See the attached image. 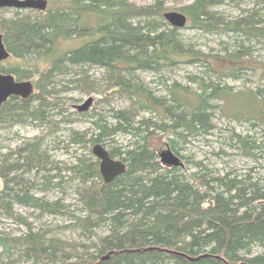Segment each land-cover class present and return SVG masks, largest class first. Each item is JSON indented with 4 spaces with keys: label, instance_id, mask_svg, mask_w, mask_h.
Instances as JSON below:
<instances>
[{
    "label": "trees",
    "instance_id": "trees-1",
    "mask_svg": "<svg viewBox=\"0 0 264 264\" xmlns=\"http://www.w3.org/2000/svg\"><path fill=\"white\" fill-rule=\"evenodd\" d=\"M234 1L194 0L180 11L193 28L228 29L248 41L264 40V27L259 26L264 23V7L228 21L217 7ZM164 3L48 0L44 11L0 8V32L9 57L20 60L8 66L1 62L0 71L18 80L38 75L37 92L27 99L11 96L3 104L0 127L28 122L48 129L5 151L0 145V215L24 222L14 212L15 205L29 207L32 214L65 215L71 204L64 197L72 191L77 210L83 212L72 214L74 226L90 243L83 244L82 251L74 247L76 243L47 238L29 225L27 233L11 242L0 237L1 255H18L27 264H71L73 257L74 264H264V175L252 173V168L222 172L181 153L192 138L211 134L216 109L240 121L253 116L256 103L264 123V82L256 91L230 96V87L206 80L205 73L188 77L196 87L171 81L168 69L193 61L210 65L211 55L186 42L180 28L165 18ZM6 10L12 15L5 16ZM61 40L78 42L57 51ZM236 40L242 43L243 38ZM243 54L232 51L223 57L238 61ZM43 59H50L45 72L22 67ZM92 66L104 69L107 87L130 103L99 112L77 110L76 117L91 120V126L80 131L66 125L75 121L55 96L56 84L62 79L67 84L61 90L72 83L89 89L87 69ZM227 68L219 71L220 76L238 77L243 67ZM145 72L159 75L157 90L145 81ZM244 94L249 100L242 104ZM229 102L232 107L226 112ZM62 128L69 131L67 150L79 146L87 151H76L70 163L53 155L56 139L60 140L54 133ZM157 134L166 135V140L155 143ZM121 135L128 143L118 141ZM96 143L126 164L125 172L111 182L104 181L92 153ZM227 143L256 159L264 152V134L259 140L232 129ZM168 148L184 166L160 160L159 152ZM222 153L227 154L222 149L216 154ZM42 192L61 195L49 199ZM99 228L106 232L98 234ZM108 253L109 258L101 260Z\"/></svg>",
    "mask_w": 264,
    "mask_h": 264
},
{
    "label": "rangeland",
    "instance_id": "rangeland-1",
    "mask_svg": "<svg viewBox=\"0 0 264 264\" xmlns=\"http://www.w3.org/2000/svg\"><path fill=\"white\" fill-rule=\"evenodd\" d=\"M194 0H165L166 12L170 11H180V8L192 3ZM135 5L147 6L156 3V0H130ZM49 5L52 3L49 1ZM264 7L263 0H237L234 2H226L217 7L220 15L227 19L228 21L241 19L243 16L249 15L253 9H258ZM9 9V8H8ZM25 11V10H24ZM181 12V11H180ZM12 10H6L5 16H11ZM264 27V23L259 26ZM180 33L186 42L191 45L194 49L201 50L207 54L211 55L210 65L196 63V62H186L178 64L174 69H168L166 72L171 76V81L177 80L179 83L193 85L196 87L195 83H191L188 78L190 75H200L203 76L205 73L206 80L218 83L220 85H227L231 89L232 95L236 96L241 91H256L257 88L264 82V40L252 39L248 41L244 37L239 35V32H234L228 29L214 30V31H204L202 29L193 28L190 26L189 21L187 26L180 28ZM240 37L242 43H238L236 37ZM76 40H61L58 42L57 51H63L68 47L71 48L77 44ZM238 46H241L240 48ZM247 48V49H246ZM244 53L242 59L238 61H232L223 56L228 52ZM244 51V52H242ZM225 59V60H224ZM20 60L12 57H8L3 61V65H17ZM50 59L35 60L31 64L34 66H27L23 63V68L33 67L38 69V72H45L49 67ZM237 65L242 66L241 70L238 72V77L235 76H220L219 71H228L227 67H235ZM88 74L90 76L89 89L85 88L84 85L74 86L76 84H69L68 89L61 90L62 86L66 85L62 79L58 80L56 84V97L59 103L62 104L69 114H73V119L75 122L66 124L68 127L76 128L80 131L87 129L91 126V120L89 117H76V105L84 102L88 97H93L94 101L89 110L93 112L96 109L98 112L109 106H125L130 103L129 99L121 98L115 94V92L109 89L107 79H105V71L102 68L92 66L88 67ZM71 75H67L70 77ZM150 86L157 90L159 87L158 79L159 75L156 73L145 72L142 75ZM16 77V76H15ZM17 79V78H16ZM38 75L33 73L31 80L35 84V91L37 92V82ZM69 79V78H66ZM21 80V79H20ZM68 81V80H66ZM106 97V99H105ZM105 99V100H104ZM248 95L244 94L241 97V103L245 104L248 102ZM221 100H215V103H219ZM231 102L227 104L226 112L229 111ZM247 110V108H244ZM252 115H246V119H235L233 117H227L222 112L221 109H216L214 112L213 124L215 125L211 134L206 135V139L202 136H196L188 143H185L186 147L183 148L182 154L185 156H191L196 160H205L206 163L213 165L219 170L228 171L230 168L239 169L242 172H248L249 169H253L252 173L263 174L264 175V152H258L256 156L258 159L253 158L243 154L238 146L232 147L231 143H227V138L232 129L236 132L242 133L243 135L248 134L252 137L261 140L264 134V123L260 115H258L257 104L255 103L253 107ZM257 110V111H256ZM143 115H148V112L143 113ZM253 122H260L258 125H253ZM262 123V124H261ZM65 123L60 124V127ZM46 127L38 126L37 124H30L28 122L22 124H16L13 126L0 127V145L4 148L15 147L27 141L35 136L42 135V133L47 132ZM69 131L66 128L57 130L54 135H56L60 140L56 139V144L58 149L53 151L55 159L63 162H72L74 159L75 152L79 154H85L87 151L80 149L79 146L65 148L68 143ZM55 136V137H56ZM166 135L157 134L153 139L155 143H160L162 139H165ZM166 140V139H165ZM64 141V142H63ZM118 141L121 143H128V140L124 136H119ZM234 144V143H232ZM60 147V148H59ZM220 149L227 152V154H216L220 152ZM189 167H193V164H189ZM1 182V180H0ZM40 195L46 196L49 199H56L61 194L56 192H42ZM75 194L71 191L69 195L64 197V202L71 204L69 207L68 214L65 215H50V214H32L33 211L29 207L14 206V212L21 215L24 222L15 219L14 217H7L5 215H0V237H7L11 242L16 237H21L28 232L29 225L32 227L33 231L42 230L47 238H54L59 241H66L69 243H76L74 247L84 250L83 244L90 245L86 236L82 233L80 229H76L75 217L72 214L83 215V212L77 210V198ZM105 229H100L97 231L98 234L105 233ZM81 245V246H80ZM85 245V247H86ZM72 248H68V251ZM2 249L0 248V264H27L17 258L18 255L11 257L1 255ZM76 258H72L68 263L74 264ZM81 264V263H78Z\"/></svg>",
    "mask_w": 264,
    "mask_h": 264
},
{
    "label": "water",
    "instance_id": "water-1",
    "mask_svg": "<svg viewBox=\"0 0 264 264\" xmlns=\"http://www.w3.org/2000/svg\"><path fill=\"white\" fill-rule=\"evenodd\" d=\"M47 7L48 0H0V8L44 11ZM164 16L175 27L184 28L187 26L188 19L183 12L170 11L166 12ZM9 56L10 52L7 50L3 41V34L0 32V62L6 60ZM34 93L35 86L31 80H17L13 74L0 71V110L11 96L27 99ZM93 101V97L90 96L81 104L76 105V108L80 112H86L90 110ZM92 153L99 160L100 173L106 183L111 182L116 176L125 172L126 164L122 160L112 157L109 150L101 143L93 145ZM159 156L165 164L184 166L181 157L170 148L159 152ZM109 256L110 253L103 256L101 260H106ZM189 259L195 260L198 258L189 257Z\"/></svg>",
    "mask_w": 264,
    "mask_h": 264
},
{
    "label": "flooded vegetation",
    "instance_id": "flooded-vegetation-1",
    "mask_svg": "<svg viewBox=\"0 0 264 264\" xmlns=\"http://www.w3.org/2000/svg\"><path fill=\"white\" fill-rule=\"evenodd\" d=\"M1 63V62H0ZM18 80V79H17ZM25 80V79H24ZM35 85V84H34ZM10 98V97H9Z\"/></svg>",
    "mask_w": 264,
    "mask_h": 264
}]
</instances>
